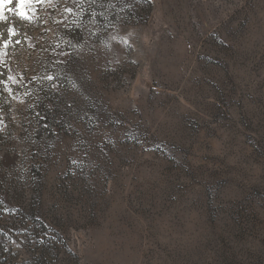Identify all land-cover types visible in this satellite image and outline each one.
Returning a JSON list of instances; mask_svg holds the SVG:
<instances>
[{
  "label": "rangeland",
  "instance_id": "374dc122",
  "mask_svg": "<svg viewBox=\"0 0 264 264\" xmlns=\"http://www.w3.org/2000/svg\"><path fill=\"white\" fill-rule=\"evenodd\" d=\"M18 5L0 264H264V0Z\"/></svg>",
  "mask_w": 264,
  "mask_h": 264
},
{
  "label": "snow or ice",
  "instance_id": "6c2138e0",
  "mask_svg": "<svg viewBox=\"0 0 264 264\" xmlns=\"http://www.w3.org/2000/svg\"><path fill=\"white\" fill-rule=\"evenodd\" d=\"M4 2V0H0V4H2ZM33 0H19V5H18V10H14L13 14L19 16L21 19H28V9L26 7H24L22 10L20 9V6H24L27 4L32 3ZM6 17L4 15L3 10H0V21L5 20ZM8 34L11 35H15V29L13 27H9L8 28ZM2 38V37H0ZM9 79H12L11 77H9Z\"/></svg>",
  "mask_w": 264,
  "mask_h": 264
},
{
  "label": "trees",
  "instance_id": "16d2710c",
  "mask_svg": "<svg viewBox=\"0 0 264 264\" xmlns=\"http://www.w3.org/2000/svg\"><path fill=\"white\" fill-rule=\"evenodd\" d=\"M76 11H77V14H76V16L74 17V18L76 19V21H78V22H84L85 19H86V17H87L88 19L92 20L91 15H88V14H89V11H88V10H85L84 8H81V9L76 10ZM98 20H99V19H98ZM74 31H75V32H74ZM74 31H73L74 33H72L73 36H71V37H73L74 39H76L77 36H79V35L82 34V32H80V31H81L80 29H75ZM77 34H78V35H77ZM0 75H1V74H0ZM0 79H1V78H0Z\"/></svg>",
  "mask_w": 264,
  "mask_h": 264
}]
</instances>
